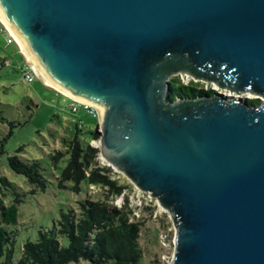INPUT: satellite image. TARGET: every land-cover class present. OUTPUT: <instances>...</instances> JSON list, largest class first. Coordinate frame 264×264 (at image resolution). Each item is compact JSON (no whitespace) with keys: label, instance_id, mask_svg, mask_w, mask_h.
Masks as SVG:
<instances>
[{"label":"water","instance_id":"water-1","mask_svg":"<svg viewBox=\"0 0 264 264\" xmlns=\"http://www.w3.org/2000/svg\"><path fill=\"white\" fill-rule=\"evenodd\" d=\"M0 18L168 212L169 264H264V0H0ZM181 73L237 96L171 98Z\"/></svg>","mask_w":264,"mask_h":264},{"label":"rangeland","instance_id":"rangeland-1","mask_svg":"<svg viewBox=\"0 0 264 264\" xmlns=\"http://www.w3.org/2000/svg\"><path fill=\"white\" fill-rule=\"evenodd\" d=\"M5 35L0 29V139L4 140L3 152L0 154V175L14 185V190L7 191L6 196H3L4 203L12 202L16 194L20 199L17 223L6 226L8 230L17 231L12 259V264H16L22 244L27 240L35 241L39 229L53 228L61 211L76 209L85 199L104 200L105 196L103 188L99 187V190L97 185H92L94 188L91 189L86 180L80 183L78 192L71 189L72 182H66V188L59 187L57 178L69 156L64 154L57 161L53 158L56 151H65L66 143L75 136L79 121L82 128L78 132V139L82 145H98V139L91 135L98 123L97 116L82 109L72 114L68 109L70 100L46 86L37 76L31 83L26 82L22 78L23 73L29 67L35 69L15 43H7ZM172 86L176 89L178 83L173 81ZM212 86L224 94L230 92ZM245 94L239 96L247 97ZM14 154L24 162L38 164L46 184L43 190L9 167L7 157ZM96 160L97 166L108 167L111 177L126 186L121 205L125 204L131 210L129 216L133 211L135 221H143L139 238L143 256L139 264H169L174 252V230L168 212L155 200H150L146 193L139 192L122 173L108 166L99 153ZM118 197L111 196L108 202L114 205ZM58 239L63 246L68 245L66 236L60 235ZM2 261L0 259V264ZM67 264L90 263L80 260Z\"/></svg>","mask_w":264,"mask_h":264},{"label":"trees","instance_id":"trees-1","mask_svg":"<svg viewBox=\"0 0 264 264\" xmlns=\"http://www.w3.org/2000/svg\"><path fill=\"white\" fill-rule=\"evenodd\" d=\"M5 60V59H3ZM178 87L170 94L190 96L206 94L209 91L198 89L195 85H183L177 77H172ZM258 102L257 99L252 100ZM81 131L76 124V133L66 143L65 151H56L53 158L68 154L66 166L58 176V185L66 188V182H72L71 189L78 192L80 183L86 180L90 185L105 187L104 200L85 199L76 209L61 211L51 229H39L35 241L27 240L20 247V255L16 264H67L69 262L88 261L90 264H139L143 256L139 238L143 221H129L130 209L125 205L117 208L108 202L109 197L119 195L125 185L119 184L110 175L108 167L97 166L99 149L87 143L82 145L78 139ZM94 139L100 136L98 123L91 132ZM4 140L0 139V154L3 152ZM9 167L22 174L36 188H45V179L38 169L37 163L22 161L17 154L7 157ZM13 191L14 185L0 175V259L1 264H12L16 245L17 231L6 226L17 223L19 195L9 204H5L3 196ZM68 238V245L63 246L58 236Z\"/></svg>","mask_w":264,"mask_h":264},{"label":"built area","instance_id":"built-area-1","mask_svg":"<svg viewBox=\"0 0 264 264\" xmlns=\"http://www.w3.org/2000/svg\"><path fill=\"white\" fill-rule=\"evenodd\" d=\"M0 24H1V32H4L6 35V41L8 44L10 43H15L17 45V47L19 48V50L21 51L16 39L14 38V36L11 34V32L9 31V29L7 28V26L2 23L0 21ZM22 53V51H21ZM37 76V73L35 72V70H33L31 67H29V70L26 71L25 73H23L22 75V78L28 82V83H31L33 80H34V77ZM176 77L179 79V82L183 85H195L198 89L200 90H204V91H211V90H216L217 91V88L214 87L213 88V84H210V83H207V82H203V81H200V80H197V79H194V78H191L183 73L181 74H177ZM44 83V82H43ZM45 84V83H44ZM46 85V84H45ZM48 86V85H46ZM49 87V86H48ZM51 88V87H50ZM53 89V88H52ZM56 93L58 94H62L63 96H66L70 99V102H69V105H68V109L70 110V112L72 114H75L79 109H82L84 110L85 112H87L88 114L92 115V116H97V109L92 106V105H88V104H85L75 98H72V97H69L63 93H61L60 91L56 90V89H53ZM77 126L79 128H82V124L81 122H77ZM93 147H97L98 145H92ZM96 186V185H95ZM91 189L94 188V186H90ZM103 188L105 190V187H102L100 185H97L96 188L100 190V188ZM125 190V189H124ZM123 190V191H124ZM139 192H141L139 189H137ZM123 191L119 194V197L115 200V206L117 208H122L125 206L124 205H121V202H122V197H123ZM143 193H146L147 196L149 197L150 200H155L154 198H151V195L148 193V192H143ZM156 202V200H155ZM110 203V202H109ZM157 203V202H156ZM158 205V204H157ZM127 206V205H126ZM130 213H131V210H130ZM135 214V213H134ZM137 216V215H136ZM129 221L131 222H134L135 221V218H134V215H133V211H132V215L129 216Z\"/></svg>","mask_w":264,"mask_h":264},{"label":"bare ground","instance_id":"bare-ground-1","mask_svg":"<svg viewBox=\"0 0 264 264\" xmlns=\"http://www.w3.org/2000/svg\"><path fill=\"white\" fill-rule=\"evenodd\" d=\"M0 21H2V19L0 18ZM2 23H4L3 21H2ZM17 41V40H16ZM17 43H18V45H19V47H20V49H21V51H22V53L25 55V57L27 58V60H28V62L34 67V69L36 70V73L42 78V81L46 84V85H48V86H50V87H52V88H54V89H56V90H58V91H60L61 93H63V94H65V95H69V94H67V93H65V92H63V91H61V90H59L58 88H56L54 85H52L44 76H42L41 75V73L37 70V68L35 67V65H34V63L32 62V60H31V58L29 57V55L27 54V52L24 50V48L21 46V44L17 41ZM226 95H233V93L232 92H229V93H226ZM71 96V95H70ZM235 96H237L236 94H235ZM245 96H247V97H257V96H254V95H252V94H249V93H246L245 94ZM73 97V96H72ZM239 97H241V96H239Z\"/></svg>","mask_w":264,"mask_h":264},{"label":"crops","instance_id":"crops-1","mask_svg":"<svg viewBox=\"0 0 264 264\" xmlns=\"http://www.w3.org/2000/svg\"><path fill=\"white\" fill-rule=\"evenodd\" d=\"M4 61H6V59L4 60ZM64 97H66V96H64ZM66 98H68V97H66ZM69 99V98H68ZM70 100V99H69Z\"/></svg>","mask_w":264,"mask_h":264}]
</instances>
